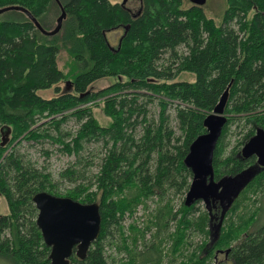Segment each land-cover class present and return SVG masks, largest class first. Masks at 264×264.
Segmentation results:
<instances>
[{
  "label": "trees",
  "instance_id": "1",
  "mask_svg": "<svg viewBox=\"0 0 264 264\" xmlns=\"http://www.w3.org/2000/svg\"><path fill=\"white\" fill-rule=\"evenodd\" d=\"M187 2L140 0L133 13L121 0H0V10L21 8L0 14V202L4 199L8 206V213L0 214V264H51V249L36 225L33 197L40 192L100 205L101 234L86 259L73 255L71 264H110L104 243L113 231L126 264H163L168 256L175 262L182 259L179 264H212L220 255L225 258L221 264H264V224L249 231L247 222L233 220L251 194L264 193V166L256 158L243 159L240 150L258 127L264 128V0H226L220 24L207 15V4ZM53 5L67 14L59 32L46 35L31 17L53 32L46 21ZM118 29L124 32L113 47L107 34ZM181 47L186 51L179 53ZM62 53L67 55L65 70L59 67ZM183 74L195 80H180ZM108 78L115 83L95 91L93 85ZM50 89L55 93L51 99L38 94ZM226 91L229 118L215 151V182L247 172L254 178L229 210L211 183H200L201 199L187 207L194 181L184 160L192 143L207 132L204 121ZM145 95L158 98L162 112L158 126L148 125L137 140L128 132L146 113L138 105ZM100 101L108 126L93 115L92 105ZM170 106L179 136L168 127ZM73 118L78 130L63 135L62 126ZM236 122L249 129L237 149L227 153L225 141ZM45 140L62 143L70 155H79L85 143L111 145L94 187L80 184L59 194L51 175L33 168L16 151L23 142ZM75 172L69 168L61 175L71 180ZM170 194H186L179 208ZM154 198L156 209L148 224L130 225L127 235L125 218L140 207L148 209ZM218 204L224 215L215 241L190 252L191 235H211ZM149 231L152 239L146 241Z\"/></svg>",
  "mask_w": 264,
  "mask_h": 264
},
{
  "label": "rangeland",
  "instance_id": "2",
  "mask_svg": "<svg viewBox=\"0 0 264 264\" xmlns=\"http://www.w3.org/2000/svg\"><path fill=\"white\" fill-rule=\"evenodd\" d=\"M115 3L118 0H110ZM124 0H121L123 2ZM189 2V1H188ZM187 2V3H188ZM191 3L189 2L188 5ZM140 0H127V6L130 7L133 13H137L140 9ZM187 5V6H188ZM59 7V6H58ZM53 5L49 11V14L46 18L47 23L49 24L50 30H55L58 26V20L61 17V12ZM227 3L226 0H207V5L205 6V10L207 15L210 18H214L217 24L221 23L222 16L226 10ZM124 30L118 29L113 32L107 34L111 44L113 47H116L119 39L123 35ZM186 48H180L179 53L185 52ZM165 61H168V56L165 57ZM67 62V55L62 53L59 57V67L65 70V63ZM164 62V61H163ZM178 80V79H177ZM180 80H186L193 82L195 80L193 75L183 74L180 77ZM114 78H108L101 81L96 82L93 85L95 91H100L104 88L109 87L113 83H115ZM63 88V84H62ZM38 94L45 99H51L55 93L54 89L39 91ZM98 106L93 104V115L98 120V122L102 126H108L110 124V119L103 112V102H98ZM138 105L142 106L145 109L144 114L137 117L139 124L135 130H129L128 133L134 134L135 138L139 140L143 133L144 129L151 125L153 127L158 126L159 118L162 112V108L159 104L158 98H149V95H145L138 99ZM166 114L168 115V127L176 132V135L179 136L180 132L178 131L177 121L175 117L174 107L170 106L167 110ZM145 120V123L142 121ZM47 128V127H46ZM79 128V124L76 119H70L67 123L62 126V134L65 135L67 133L73 132L75 133ZM249 128H245L242 122H236L232 125V128L227 136L225 141L226 143V151L229 153L233 149H237L243 140L245 134L247 133ZM54 138H58V134L51 130L50 132ZM63 138V137H62ZM65 143H70L71 138L65 137L63 138ZM17 146V145H16ZM111 145L105 146L102 142H91L88 144H84L83 150L79 155L73 154L70 155L64 150V145L59 142H54L53 140H45L39 143H27L23 142L16 148L17 153L21 156V158L32 165L33 168L43 172L44 174H50L51 179L54 183L57 184L59 194H66L69 190L74 189L78 185L92 186L97 180V176L100 175L102 170V159L108 153ZM243 146L240 148L242 150ZM157 155H153L150 163L151 171L155 170V159ZM81 162H80V161ZM78 161V165L77 162ZM75 168V175L73 179H68L66 176H62L66 169ZM93 190V189H92ZM250 200L244 202L242 207L239 210V215H235L233 220L236 223L247 222L249 224V231L257 229L260 225L264 224V193L251 194ZM169 198L172 200L173 204L176 205V208L184 202L186 198V194L183 195H175L170 194ZM157 198H154V202L151 201L147 204L148 209L144 206L140 207L134 216H127L123 222L127 235H129V231L127 232L128 227L132 224L139 225L140 228H143L146 224H148L152 212L155 211ZM200 207L203 211H206V207L203 203L200 204ZM38 211V210H37ZM8 213L7 202L4 199H1L0 202V214L5 215ZM214 217L212 220V225L210 228L211 235L204 236L200 234H193L190 237L188 248L190 252L198 251L199 248L203 245V243L211 246L212 242L215 241L219 226L221 223V218L223 215V208L220 204L216 206L213 211ZM254 216L253 220H250V217ZM173 226V225H172ZM173 232V230H171ZM146 241H150L151 233L150 231L146 234ZM106 255L108 256V260L110 264H126V254L124 251L120 250L121 240L116 231H113L112 238L108 239L104 243ZM139 246L143 247L144 244H140ZM170 246V243L166 245ZM142 248H140L141 250ZM166 261L163 264H179L182 259H177L175 262L172 256L166 257ZM224 255H220L217 260H214L212 264H219L224 261ZM220 263V264H221ZM226 264H230L229 261H226Z\"/></svg>",
  "mask_w": 264,
  "mask_h": 264
},
{
  "label": "water",
  "instance_id": "3",
  "mask_svg": "<svg viewBox=\"0 0 264 264\" xmlns=\"http://www.w3.org/2000/svg\"><path fill=\"white\" fill-rule=\"evenodd\" d=\"M188 1L199 7L207 4V0ZM126 3L127 0H124L123 6ZM12 9L18 10L21 8H6L0 10V14ZM66 14L62 8L58 26L51 33L46 32L36 19L30 17L42 33L55 35L61 29ZM128 30L129 28L126 29V32ZM120 42H122V39ZM227 103L228 91L222 95L214 111L206 117L204 126L207 132L192 143L184 160V165L192 172L194 181L187 195V207L192 206L201 199V195L197 190L198 185L200 183H211L210 185L213 184L217 187L216 197L221 200V203L225 204L226 210H229L254 178L253 174L247 172L239 176H226L218 183L215 182L214 156L229 118L225 114ZM6 142L5 139L2 146ZM241 157L245 160L256 158L258 166H264V128L258 127L256 129L255 135L244 145ZM33 203L38 210L36 225L42 233L45 245L51 249L49 256L51 264H71L73 255H76L80 260H85L90 248L101 234L102 216L100 205L96 202L83 204L69 197H58L48 192L37 193L33 197Z\"/></svg>",
  "mask_w": 264,
  "mask_h": 264
},
{
  "label": "flooded vegetation",
  "instance_id": "4",
  "mask_svg": "<svg viewBox=\"0 0 264 264\" xmlns=\"http://www.w3.org/2000/svg\"><path fill=\"white\" fill-rule=\"evenodd\" d=\"M126 5H127V3H126ZM71 90V89H70Z\"/></svg>",
  "mask_w": 264,
  "mask_h": 264
}]
</instances>
